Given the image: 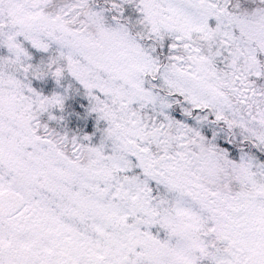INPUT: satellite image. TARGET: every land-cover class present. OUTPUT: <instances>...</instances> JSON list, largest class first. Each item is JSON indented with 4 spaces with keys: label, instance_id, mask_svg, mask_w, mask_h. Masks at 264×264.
Here are the masks:
<instances>
[{
    "label": "snow or ice",
    "instance_id": "6c2138e0",
    "mask_svg": "<svg viewBox=\"0 0 264 264\" xmlns=\"http://www.w3.org/2000/svg\"><path fill=\"white\" fill-rule=\"evenodd\" d=\"M0 264H264V0H0Z\"/></svg>",
    "mask_w": 264,
    "mask_h": 264
}]
</instances>
